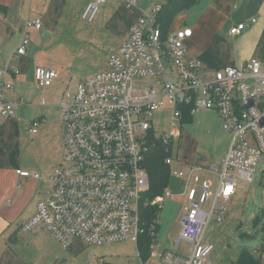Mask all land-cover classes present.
<instances>
[{
	"label": "built area",
	"instance_id": "1",
	"mask_svg": "<svg viewBox=\"0 0 264 264\" xmlns=\"http://www.w3.org/2000/svg\"><path fill=\"white\" fill-rule=\"evenodd\" d=\"M139 3L125 0L130 10L137 9ZM105 4L106 0H90L82 19L91 23ZM159 11L160 5L142 12L117 52L107 59L105 69L61 98L57 106L63 137L61 163L47 178V198L39 201L32 217L21 224L23 231L45 229L63 247L75 239L89 246L123 241L139 244L145 239L148 259H156L150 263H206L213 251V246L203 241L208 223L222 221L225 204L238 185L253 182L257 165L264 158V62L251 59L239 67L208 71L200 61L187 56L184 42L192 30L163 32ZM41 27L39 18L26 21L17 57L26 53L27 31ZM244 30L243 23L237 24L229 35L237 36ZM10 74L17 75V69L0 67V124L14 116ZM56 77L53 70H35V81L41 88L51 86ZM147 79L156 84L135 87ZM162 109H168L171 119L180 123L199 111L215 112L231 141L219 168L209 170L216 186L195 178L196 186L188 190L187 204L180 213L177 238L170 247L160 249L156 239L158 212L171 193L165 190L161 196L149 197L145 161L162 148L170 166L172 141L179 139L181 129L179 124V131L173 129L169 138L154 132L152 116ZM39 125V120L29 121L25 130L36 135ZM184 167L193 173L192 167ZM185 173L177 176L182 178ZM16 174L40 178L22 170ZM206 203L210 205L205 210ZM153 208L157 210L155 218H147ZM183 243L188 246L185 253L180 250ZM260 259L264 262V253Z\"/></svg>",
	"mask_w": 264,
	"mask_h": 264
},
{
	"label": "crops",
	"instance_id": "2",
	"mask_svg": "<svg viewBox=\"0 0 264 264\" xmlns=\"http://www.w3.org/2000/svg\"><path fill=\"white\" fill-rule=\"evenodd\" d=\"M89 1L0 0V67L9 65L18 71L17 75L10 74L8 77L13 86L11 98L16 102L14 116L1 120L0 124V264H81L74 250L82 241L75 239L63 247L45 229L32 232L21 229V224L34 214L36 204L47 198V178L52 167L48 165L39 168L40 174L34 171L33 174L40 175L39 179L20 177L16 171H25L30 166L26 162V139L31 143L42 140L50 126H53L51 128L54 129L55 141L58 143L57 163H61L63 154L61 123L60 129L57 122L46 123L42 116L31 117L32 101L37 100L32 85L34 83L37 86L36 68L53 70L57 74L62 67L61 61L71 51L70 43H78L82 51L79 56H84L86 40L91 39L98 28L115 26V19L123 13L126 14V21L121 24L123 29L114 34L116 47L110 57L117 52L130 28L145 12L141 5L134 10L128 9L125 0H106L95 24L91 25L87 21L81 23L80 15ZM192 8L195 24L192 36L184 42L188 57L208 66L216 64L214 69L239 67L251 59L264 62V0H199ZM37 18L41 20V29L27 31L29 45L26 53L17 57L15 51L26 33V21ZM241 23L245 25V30L237 36L229 35L230 28ZM53 84L46 88L38 87L46 95ZM33 120L40 121L36 135L25 130L27 122ZM47 155L44 160L48 159ZM212 177L214 188L216 178ZM206 178L202 174L200 179L203 181L199 179V182H204ZM44 185L46 188H43Z\"/></svg>",
	"mask_w": 264,
	"mask_h": 264
},
{
	"label": "rangeland",
	"instance_id": "3",
	"mask_svg": "<svg viewBox=\"0 0 264 264\" xmlns=\"http://www.w3.org/2000/svg\"><path fill=\"white\" fill-rule=\"evenodd\" d=\"M165 2L166 0H140L139 5L148 13ZM101 10L91 25L97 22ZM194 16L193 8L175 15L169 28L170 33L185 28L193 31ZM79 19L81 23L86 22L81 15ZM115 20V26L98 28L97 32L92 34V38L86 40L84 56H79L82 51L78 48V43H70L71 51L67 52L66 59L60 63L62 67L57 71L59 79L54 81L46 95L43 89H39L38 85L35 86L32 83L37 100L32 101L31 117L42 116L46 123L57 122L60 126V116L56 106L63 95L74 92L80 82L103 70L109 55L116 47L114 34L123 29L121 24L126 21V14H119ZM202 66L212 71L217 65L202 64ZM153 84L155 85L156 81L147 79L135 84V87L146 88ZM151 121L154 132L168 138L171 131L178 128L179 124L181 125L179 139L172 141V164L169 166L166 184V190L171 193V197L164 198L157 218L156 239L161 245L160 249H163L170 247L177 238L180 213L187 204L185 193L187 194L190 188L196 186L194 180L196 177L200 179L202 174L207 176V180H213L208 171L211 167L219 168L229 148L231 135L222 128L221 121L215 112L199 111L193 113L188 122L180 123L171 119L168 109H162L153 114ZM51 127L53 126L48 128L49 131L42 140L31 143L28 138L26 139L24 143L28 155L26 162L30 166L24 172L32 175L36 171L40 174L39 168L50 165L49 167H52L50 174L51 170L59 166L60 162L57 163L58 159H56L58 143L55 141V132ZM46 154L48 159L44 160ZM184 166L192 167L193 173L183 170ZM179 172L186 173L179 178L177 177ZM200 181L203 180L200 179ZM43 188H46V185ZM231 200L225 204L222 221L212 220L205 229L203 241L213 246V251L205 264H233L242 252H248L261 261L264 238V158L257 165L253 182L238 185ZM209 205L206 203L203 209H208ZM180 250L185 253L188 250L187 244L183 243ZM74 253L81 264H156L150 263L152 260L156 261L155 258L142 261L137 253V243L133 241L94 246L82 242L75 248ZM261 264L264 262L261 261Z\"/></svg>",
	"mask_w": 264,
	"mask_h": 264
},
{
	"label": "trees",
	"instance_id": "4",
	"mask_svg": "<svg viewBox=\"0 0 264 264\" xmlns=\"http://www.w3.org/2000/svg\"><path fill=\"white\" fill-rule=\"evenodd\" d=\"M198 1L199 0H166L164 4L160 5V11L158 14L159 24L162 31L166 32L169 30L172 19L175 15L192 8ZM183 121L188 122L189 117H185ZM167 157L168 154H166L162 148H158V150L150 153L145 161V168L148 172L149 180L148 195L151 198L161 196L166 190L169 174V166L165 163ZM156 212L157 210L155 208L150 209L147 212V218L154 219ZM261 251L264 253V238ZM137 253L143 261L147 260L149 256L147 240H140V243L137 244ZM233 264H261V261L252 257L248 252H242Z\"/></svg>",
	"mask_w": 264,
	"mask_h": 264
}]
</instances>
